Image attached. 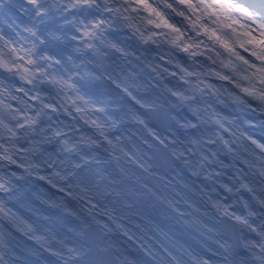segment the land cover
I'll return each instance as SVG.
<instances>
[{
    "label": "clouds",
    "instance_id": "1",
    "mask_svg": "<svg viewBox=\"0 0 264 264\" xmlns=\"http://www.w3.org/2000/svg\"><path fill=\"white\" fill-rule=\"evenodd\" d=\"M30 3L34 9L32 21L21 22L9 10L15 6V0H0V105L15 111L36 78L32 75L34 56L38 45L45 43L33 26V22H41L36 17L68 16L78 7L95 6L101 15L87 22L82 18L77 22L75 16L62 21V24L72 25L75 35L70 34L71 38L97 57L94 70H86L84 76L111 83L149 112L157 127L147 122L149 117L139 114L132 122L144 129L161 148L169 149L170 137L166 132L161 133L159 127L170 119L168 105L171 101L159 98L164 93L154 78H147L145 83L131 68L113 65L110 51H119V48L110 39L107 43L100 41L103 49L96 46L94 41L100 39L98 34L109 28L126 31L129 38L142 45L159 35L169 48L155 54L157 64L161 56H189L185 45H206L220 60L217 69L226 78L225 86L231 87L230 82H236L251 89L250 94L233 88L244 110L255 117L253 121L245 119L241 138L249 155H259L257 150H264V139L247 130L250 124L264 127V60L251 54L255 51L264 56V0H147V4L143 0H36L35 3L24 0L25 6ZM108 4L111 6L102 7ZM19 11L23 14V9ZM104 13L109 15L102 19ZM157 13L163 17L167 30L154 31L159 27ZM52 59L59 63V58ZM146 66L153 70L151 65ZM239 74L247 79L239 80ZM70 80L71 76L64 81L68 89L75 87ZM150 89H157L158 94L148 102L143 93ZM75 98L90 110L100 113L105 110L103 100L79 94ZM99 119L96 117L93 123ZM112 127L105 126L104 132ZM100 135L108 139L103 132ZM127 139L131 141L130 137ZM120 151L130 167L143 172L152 168L134 143L130 142L127 148L121 146ZM11 164L23 167L17 165L16 160ZM0 176L5 177L0 182V264H264V195L253 193L250 203L256 207L246 203L242 213L230 212L225 206L218 215L182 220V230L175 234L145 228L136 231L116 221H113L115 227L97 221L100 227L96 228L89 222L96 221V217L88 205L92 209L97 206L94 201H88L84 205L88 219L78 217V225H64V230L60 231L45 223L48 217L41 205L49 201L42 200L34 191L21 188L17 183L21 174L15 168H6ZM140 187L148 188V185L141 181Z\"/></svg>",
    "mask_w": 264,
    "mask_h": 264
},
{
    "label": "rangeland",
    "instance_id": "2",
    "mask_svg": "<svg viewBox=\"0 0 264 264\" xmlns=\"http://www.w3.org/2000/svg\"><path fill=\"white\" fill-rule=\"evenodd\" d=\"M143 1L147 4V0ZM149 10L152 11V9ZM84 11V6H81L77 12H72L70 16L76 17L79 14H83ZM161 21L162 30H167V25L164 23L163 17L161 18ZM68 31L74 32L72 25ZM99 36L100 39L96 44L97 47L103 49L104 45L101 44L100 41L103 40L107 43L110 39L119 48V51L115 50L114 57L111 58L115 67L131 68L134 72L137 70L143 71L142 77L138 78L145 83L147 82V78H154L159 85V90L164 93L159 98L162 100V97L166 96L168 100L171 101L173 106L171 113L175 120L169 125L170 132H167V135L170 137L169 146H174L179 153V156L184 160L189 158V161L191 163L194 162V165L198 159H203L205 161L204 172L207 175L206 179L202 176L195 175L194 168L190 171L189 199L186 198L190 207H184V212H181L182 216L185 217L186 220H191L192 218L203 219L207 215H218L219 210H222L225 206L230 212L241 213L243 212L246 203H249L252 207H256L254 203L250 202L253 193L257 196L264 195V150L258 149L257 152L259 155H249L246 152L247 146L242 142L239 134L243 129L239 124H234L230 121L231 110L235 104L239 103V96L233 92V88L244 89L250 94L251 89L241 87V85L236 82H233L231 87H227L220 80L209 79L211 76H216L218 79H221L224 75L222 71L217 69V64L220 63L219 58L210 53L206 45L203 43L198 47L199 51L195 54L193 50H188L189 56L187 57L180 56L178 58L174 55H167L166 57L161 56L159 58V64H157L156 57L153 53L161 52L162 50L169 48V45L164 43L161 37L154 36L152 41H155V43L151 41L150 46H143L138 41H135L133 48L136 49L131 57H128L125 55V46L129 44L128 42H123L121 30L118 29L112 32L106 30ZM254 42L255 41H249V43ZM185 47L188 48V45H185ZM224 47L230 49V46L227 44L224 45ZM59 48L56 47L51 39L45 37L44 56L46 57V61L48 63L51 62L52 65V69L47 74V81L50 85L47 104L53 109L59 108V110H57L59 115L57 114L55 116L56 120L59 122V126L54 127L52 131L47 132L45 135L47 146L43 151L50 154V161L48 164H44L45 162H43V158H45V156L42 154L36 156L34 159L38 163L39 172H42V170H48L53 178L52 182H46L45 180H42L41 177L34 176V174L30 173V167H27V164L23 161V146L26 142L34 141L35 134L31 133L28 128L25 130L22 138H17L13 134V125L18 121L15 114L17 112L22 113L25 108L24 101L17 103L15 111L7 109L5 105H0V165H4L5 168L8 169L15 168L16 171L21 174V179L17 181L21 188L34 191L42 200L49 201L48 204L41 205V210L48 217V221H45V223L53 224L54 229L63 231L64 225H78L80 223L78 217L85 216V207L81 205L78 200H81L82 198L80 197H83L85 198L83 199L85 200V203L87 201L95 202L93 198L95 189L92 186V177L96 174L102 177V188L100 189L102 205H98L95 202L97 206L95 209H92L90 204L88 205L93 216L94 214L101 213L99 217L100 219L96 218V221L94 222L97 223L98 220L103 219L106 225L114 227L115 224L113 221L117 222V219H121L125 224L124 218L126 217L125 215L127 212L126 209L120 205L124 202H128V199L125 196L116 202L117 195L121 193L120 185H118L117 180L120 181L121 187H124V184L126 183V186L130 188L137 185L139 190L140 182L143 181L146 183L145 179L147 177H151L158 184H160L161 177H164L163 174L153 166V162L148 152L152 137L138 124L132 122V118L136 114H139L140 116L145 115L140 113L139 106L126 97L124 108L120 111L124 117V125L121 126L117 132L122 137L117 141L113 136L106 134L108 137L106 142L97 143L99 135L96 134L100 132L105 133L104 127L110 121L108 117H111V121H113L115 116H113L111 110L107 113L96 112L95 109L90 110L80 99H76L77 106L80 108L84 119L95 127L94 131L89 130L83 132L82 138L84 139V142L82 149H80L78 153L76 152V155L83 159L92 155L94 156V161L89 162L84 167L80 168L76 165L78 160L76 157L71 169V171L74 169L73 177H71V179L65 184L61 182L60 179L62 175L66 173L64 172L62 165L63 147H69L70 143L73 141V136H68L66 133V110L62 104L65 95L63 86L67 72L64 68V63L52 62V56L50 55L54 50L61 49ZM91 57L94 62L97 60L93 51L91 52ZM136 57H139L140 59H136ZM185 60H193V78L190 80H186L182 77L185 73ZM128 61H131V63H128ZM213 61H215V63H213ZM146 65H151L153 70L150 71L149 67ZM89 70H94V68H90ZM161 71H163V74L160 73ZM146 74H149L150 77ZM170 74H172V77H169ZM161 75H166V78L164 76L161 77ZM56 77H58V79H56ZM246 79V76L239 74V80L243 81ZM194 80L198 81V88L194 87ZM87 81L89 82L88 89L84 91L80 87H77V92L74 94L75 97L79 94L84 98H92L98 101L99 93L103 92L110 102V105L116 103V97L119 92L118 88L114 87L111 83L96 81L89 77L87 78ZM185 85L189 86L188 89H185ZM223 88L230 91V98L228 100L222 97ZM196 90L199 92L198 98L194 95V91ZM157 94V89H150L143 93L148 102L153 101ZM189 99L197 100L199 105L197 111L207 115V117H210V114L214 116L216 115V112L219 113V118L222 120L224 127L214 121H212L213 124H211L212 122L210 121V126L212 130L214 127L223 128L220 130L222 133L221 144L219 143L213 146L207 144V140L213 136V133L204 121L199 128L187 130L188 125L191 124L192 120L195 118V116L193 117L186 112L185 107L183 106V102ZM186 109L191 113H194V104L191 101H187ZM244 114L246 117H252V115H249L245 110ZM96 117H100V119L93 123V120H95ZM23 118L29 119L28 115L25 114L23 115ZM253 118L255 120V117ZM147 122L152 127H155L149 121ZM180 122L183 123L182 127L178 125ZM160 132L164 133L162 131ZM250 132H252L251 129ZM227 133H234V142L230 143L231 151L234 152V155H232V153L228 156L220 155L217 166H213L209 161V155L215 153L217 145L221 146L222 144H228ZM51 136H53V138ZM128 137L131 138V141L127 139ZM66 138L68 141H65ZM109 141H111V143H109ZM143 141H147V143H144ZM62 142H66V145H60ZM130 142L137 146L143 159L147 161L148 164L152 165L149 172H143L140 169L130 167L126 163L120 148L121 146L127 148ZM170 149L175 152L172 147ZM109 157H112V161H109ZM12 160H16L17 165H22L23 167L20 168L16 165L11 167ZM229 160L234 162L232 168L227 164V161ZM256 164L260 165V172L254 174L253 178L245 176L244 166L250 168ZM5 170L0 168V173ZM230 171H234L240 175L239 184L243 187L242 196L244 207L238 205L233 198L228 202H225L222 199V190L223 188L228 187L230 184L229 182L231 181V176L229 174ZM165 177L168 178V176ZM135 178L137 180L133 181ZM4 179L5 177L0 176V182H3ZM37 181L40 183L39 188L34 187ZM172 181L173 180H169V182ZM67 185L70 186V198L64 199L62 193L60 194V190L66 188ZM174 187L176 186H170L173 191H175ZM49 188L57 189L59 191L58 197L54 198L50 194ZM76 189L79 190V195H76ZM142 189L149 191L150 187L148 185V188ZM166 192L170 194L172 193L168 190ZM123 194H125V192ZM155 194L158 195V193ZM172 195L174 194L172 193ZM232 203H234V206L230 207V204ZM210 206H212V208H210ZM113 209H117L118 212H114ZM189 212L191 213V216L188 215ZM63 218L64 220H62ZM85 218L87 219L86 216ZM98 225L100 227L99 223ZM173 227V234L182 230V225Z\"/></svg>",
    "mask_w": 264,
    "mask_h": 264
},
{
    "label": "flooded vegetation",
    "instance_id": "3",
    "mask_svg": "<svg viewBox=\"0 0 264 264\" xmlns=\"http://www.w3.org/2000/svg\"><path fill=\"white\" fill-rule=\"evenodd\" d=\"M158 192V196L156 197L157 199V203L153 206V208H160L157 212H156V219H157V223L159 225H161V227L159 229H162V231L166 232V228H168L169 230H171L170 228V223H174L175 220L172 217V214L170 213L169 209L167 208V205L169 206V200L167 199V195L164 194L162 187H160L159 189H157ZM173 203L175 204V200L173 201ZM165 209V210H164ZM139 212L138 213H132V215L130 217H138V218H143V209L142 208H138ZM168 212V214H170V218L168 219L167 215L165 214V212ZM181 220V218H179V221ZM182 220H184L182 218Z\"/></svg>",
    "mask_w": 264,
    "mask_h": 264
},
{
    "label": "water",
    "instance_id": "4",
    "mask_svg": "<svg viewBox=\"0 0 264 264\" xmlns=\"http://www.w3.org/2000/svg\"><path fill=\"white\" fill-rule=\"evenodd\" d=\"M147 113L151 117V120L156 125H158L157 122L154 121V119L152 118V115L149 112H147ZM170 119H171V117H170ZM168 121H167V123H168ZM166 124L163 125V126H160V127L162 129H166L165 128ZM151 151H152V155H153L154 160L157 161L158 164H159V166H158L159 168L164 169V170H168V169L173 167V163H174L175 159H174V157H172L170 155V153L167 151V149H163V148L160 147V145H158L157 148H155V147L151 148ZM162 157H165L166 160H163ZM146 199H147V195L140 196L138 198V200H139L138 202L139 203H144ZM138 202H137V204H138Z\"/></svg>",
    "mask_w": 264,
    "mask_h": 264
}]
</instances>
